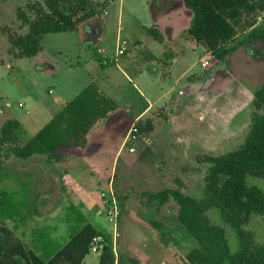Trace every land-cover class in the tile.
I'll return each instance as SVG.
<instances>
[{
	"label": "rangeland",
	"instance_id": "374dc122",
	"mask_svg": "<svg viewBox=\"0 0 264 264\" xmlns=\"http://www.w3.org/2000/svg\"><path fill=\"white\" fill-rule=\"evenodd\" d=\"M32 1L0 0V122L8 118L18 119L20 125L16 129V141L19 145L47 121L63 101L74 96L73 90H68L66 79L73 74V80H81L80 75L75 76L73 70L84 74L80 63L86 57L85 51L87 55H93L92 51L96 47L89 42L85 49L77 30L46 33L40 39L39 57H14L8 51V35L25 31L26 27L19 16L21 13L27 14L26 6ZM89 1L98 11L77 28L102 27L100 46L111 63L108 68L117 73L116 67L123 69L124 59L136 57L139 50L144 49L127 44L128 49L124 55H115V37L127 41L129 33H134L138 25L148 26L149 6L156 5L158 0ZM242 35V31H239L234 40ZM249 46L250 43H245L209 71H203L198 64L191 68L190 72L202 77L201 85L204 87H201L208 95L196 113L199 118L183 111L181 119L176 120L177 128L173 129L174 132L167 129L169 133H166L158 125L151 137L136 135L133 140L125 142L122 151L118 152L111 175L116 215L109 218L106 214L109 202L104 204L105 208L99 204L104 212L97 225L103 233L106 231L104 234L113 242L115 257L119 258L118 264H192L187 254L199 248V245L176 220L177 205L174 199L169 196L159 209H150L145 207L146 196L143 193L177 188L182 193L198 196L202 188L203 168L197 165V171H189L187 166H180L194 164L193 156L197 153L222 152L235 147L241 140L252 109L249 88L264 82V69L248 65L250 60L246 57L256 49ZM206 72H217L213 86L206 82ZM119 80V89L110 94L120 99L119 105L125 108L133 100L139 101L134 86L138 84ZM237 83L243 84L247 92L241 93ZM48 88L53 89V93L49 94ZM138 90H141L140 86ZM53 96H56L57 102L52 103ZM128 121L120 117L118 121L110 123L109 127L114 129L113 138L104 141L106 144L109 142L110 149L115 150L117 143L123 140L131 123ZM98 122L100 124V120ZM163 133L166 136L162 137ZM132 146L134 150L130 149ZM44 159L45 156L36 155L25 159L12 154L4 157L0 153V204L4 207L3 211H6V197L12 199L11 204L22 212L23 221L20 222L23 224L24 221H35L34 218L28 220L34 216V207L42 205L41 198H47L51 192L45 186L46 177L55 174L57 165H46ZM107 172L104 177L109 176L110 171ZM23 183L24 186H21ZM40 193L43 196L40 197ZM0 224L6 226V218L0 217ZM224 228L231 239L232 232ZM244 229L252 234L253 242L261 243L264 240V222L259 218H252Z\"/></svg>",
	"mask_w": 264,
	"mask_h": 264
},
{
	"label": "trees",
	"instance_id": "16d2710c",
	"mask_svg": "<svg viewBox=\"0 0 264 264\" xmlns=\"http://www.w3.org/2000/svg\"><path fill=\"white\" fill-rule=\"evenodd\" d=\"M181 2L191 13L185 33L201 44L217 63L224 62L225 57L244 42L264 40V0ZM26 8L27 14L19 16L25 31L8 35V51L16 58L34 57L40 50L42 35L77 30L80 23L98 11L89 0H34ZM258 15L261 16L256 22ZM154 31L148 28V32ZM239 31L243 35L234 40ZM152 35L161 40L157 32ZM93 52L99 65H107L97 50ZM249 91L252 106L249 124L237 145L222 152L197 153L193 156L196 165L180 166H187L189 171H197L199 165L203 168L198 196L182 193L177 188L143 193L145 207L150 209H159L169 196L174 199L176 220L199 245L187 254L192 264H264V240L253 242L252 234L244 229L252 218L264 222V82ZM116 107L110 97L89 82L20 145L16 141L18 119L1 121L0 153L4 157L12 154L21 159L31 155L45 156L48 165L59 158L61 147L83 146L88 131ZM155 116L165 119L164 112H157ZM131 123L135 136L152 130L151 117ZM12 202L6 197V211L0 204V217L17 213L18 208ZM224 226L232 232L231 239ZM95 236L102 238L101 247L96 250L99 252L97 264H114V261L118 264L119 258H114L109 236L88 223L72 231L59 248L50 243L45 229L35 231L34 245L42 248L39 256L8 227L0 224V264H84L82 259Z\"/></svg>",
	"mask_w": 264,
	"mask_h": 264
},
{
	"label": "crops",
	"instance_id": "0c3cea01",
	"mask_svg": "<svg viewBox=\"0 0 264 264\" xmlns=\"http://www.w3.org/2000/svg\"><path fill=\"white\" fill-rule=\"evenodd\" d=\"M171 1L158 0L156 5H150L148 10L149 25L140 24L134 33H131L132 31L129 33L127 44L142 47L144 50H139V55L136 57L131 56V58L124 59L122 62L123 69L116 67L118 74L108 68L111 63L108 57H105L103 47L100 46L102 27L99 25L100 29L97 27L92 29L77 28L83 47L86 49L89 42L94 43L96 47L93 51L98 49L99 57L102 62L104 61L103 63L107 61V65H99L93 55H87L85 51L86 57L80 63L84 74L73 70L75 76L80 75L81 80L76 82L73 80V74H71L72 79L71 76H68L66 79L67 86H69L68 90H73L75 95L89 82H93L99 91L114 101L117 107L104 120H101L100 124L99 122L94 124L86 134V142L83 146L61 147L58 150L59 158L53 159L50 163V166L57 165V171L55 174H51L52 176L49 178L46 177L45 186L49 187L51 192L47 198H41L40 204L42 205L35 206L34 216L28 218V220L34 218V222L29 221L27 223L24 221V224L20 222L23 221V217H21L22 212L19 208L17 213L12 212L10 216H6V227L35 255L39 256L42 250L41 246L39 247L36 243L34 245L35 231L37 233L45 229L50 243L59 248L69 238L72 231L85 223L98 229L99 220L103 217L101 213L104 212L103 208L106 206L104 204L109 202L111 198L115 202L111 175L118 152L122 151L124 143L121 139L120 143H117V148L112 150L108 146L109 142L107 144L104 142L113 138L114 129L109 127L111 122L118 121L120 117L124 120L129 119L128 122L151 117L152 130L143 135L151 137L158 125L166 133L171 130L174 132L173 129L177 128L175 125L178 119H181L182 116L180 115L183 111L187 112V115L196 116L198 109L200 110L203 105L204 98L208 96L201 87L203 86L201 85L202 77L195 72H190V70L195 64H198L203 71H209L217 62L201 44L189 38L185 33L191 13L183 6L181 0ZM149 27L154 28L155 31L148 32ZM155 32L160 35L161 40L158 41L153 37L152 34ZM245 43H250L251 46L249 47H256L255 51H252L253 55L251 53L246 57L250 60L249 67L251 64L252 66L257 65L258 67L261 66L263 70L264 63L261 62H264V40L256 39L244 42L226 57L237 52ZM127 49L128 47L122 55L126 53ZM38 52L36 57L40 56ZM204 60H206V64L202 67L201 62ZM254 62H258V64ZM250 69L252 68L248 70ZM206 73H208V77L205 78L206 82L213 86L217 72ZM95 78L97 80H94ZM119 79H124L132 85L134 82L138 84L134 86L139 101L133 100L125 108L119 105L120 99L110 95L113 90L119 89ZM237 84L241 93L247 92L243 84ZM139 86L141 90H138ZM47 92L53 93V89L48 88ZM57 101L56 96H53L52 103ZM66 101H63L61 106ZM165 109H167L166 112ZM155 111L164 112L165 119L155 116L157 113ZM197 118L199 117L196 116ZM167 129L168 131H166ZM161 136L166 135L163 133ZM130 149L134 150L135 148L132 146ZM107 168L110 169L107 170ZM109 171V176L104 177V174L109 173ZM21 186H24V183ZM41 196L43 194L40 193ZM55 204H57L56 207ZM99 204L104 205L102 210ZM44 207L46 208L44 209ZM25 223L27 224L25 225ZM112 247L114 258H116L113 242ZM98 256L99 252L89 250L84 255L82 262L84 264H97Z\"/></svg>",
	"mask_w": 264,
	"mask_h": 264
},
{
	"label": "built area",
	"instance_id": "2783aa9c",
	"mask_svg": "<svg viewBox=\"0 0 264 264\" xmlns=\"http://www.w3.org/2000/svg\"><path fill=\"white\" fill-rule=\"evenodd\" d=\"M260 17H257V19H259ZM126 45H127V41L126 39H120L117 38L115 39V44H114V52L115 55H121L124 53L125 49H126ZM97 51L99 52V50L97 49ZM211 55V54H210ZM104 62V61H103ZM206 64V60L201 62V66H205ZM135 127L133 126V123H130V125L128 126L125 135L123 137L122 142H128L130 140H133L135 138ZM110 206L109 208L106 210V214L109 216V218H114L116 215V206L114 205V200L111 198L109 200ZM101 242H102V238L101 236H95L91 239L90 241V250L91 251H96L98 250L97 248L101 247Z\"/></svg>",
	"mask_w": 264,
	"mask_h": 264
}]
</instances>
